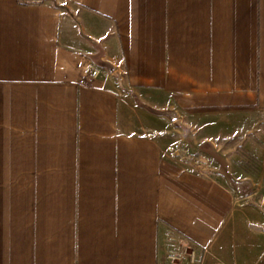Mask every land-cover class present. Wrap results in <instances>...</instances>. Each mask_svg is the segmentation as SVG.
Returning a JSON list of instances; mask_svg holds the SVG:
<instances>
[{
	"label": "crops",
	"instance_id": "0c3cea01",
	"mask_svg": "<svg viewBox=\"0 0 264 264\" xmlns=\"http://www.w3.org/2000/svg\"><path fill=\"white\" fill-rule=\"evenodd\" d=\"M138 104L264 116V0H0V264H264V195L166 157Z\"/></svg>",
	"mask_w": 264,
	"mask_h": 264
},
{
	"label": "rangeland",
	"instance_id": "374dc122",
	"mask_svg": "<svg viewBox=\"0 0 264 264\" xmlns=\"http://www.w3.org/2000/svg\"><path fill=\"white\" fill-rule=\"evenodd\" d=\"M138 106L148 114L149 125L156 128L166 157L182 167L218 176L244 198L242 202L253 190L264 195V116L247 119L232 130L224 124L221 129L211 120L185 122L170 108ZM199 164L211 170L206 172ZM253 180L257 183L254 187Z\"/></svg>",
	"mask_w": 264,
	"mask_h": 264
},
{
	"label": "built area",
	"instance_id": "2783aa9c",
	"mask_svg": "<svg viewBox=\"0 0 264 264\" xmlns=\"http://www.w3.org/2000/svg\"><path fill=\"white\" fill-rule=\"evenodd\" d=\"M184 252L182 253H169L166 258L169 261V264H183ZM192 259V252L189 253Z\"/></svg>",
	"mask_w": 264,
	"mask_h": 264
}]
</instances>
